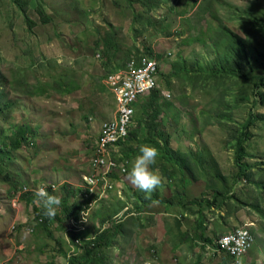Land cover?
I'll return each mask as SVG.
<instances>
[{"label": "rangeland", "instance_id": "rangeland-1", "mask_svg": "<svg viewBox=\"0 0 264 264\" xmlns=\"http://www.w3.org/2000/svg\"><path fill=\"white\" fill-rule=\"evenodd\" d=\"M44 2L52 19L47 24L35 10L39 0H31L27 12L11 0H0V91L4 89L15 103L7 120L0 116V148L12 140L9 136L15 126H29L33 131L17 150L0 149V264H66L67 257L78 253L71 242V235L79 234L75 225L55 220L49 230L38 228L34 204L17 200L18 191L12 186H25L36 193L50 185L58 197L65 183L74 189L83 187V175L92 171L90 159L102 126L114 114V98L105 81L128 61L148 58L142 55L144 46L162 55L158 57V81L164 108L155 126L171 137L166 149L164 141L152 134L162 147L152 167L159 169L163 179L149 194L159 200L175 197L174 204L160 205L157 199L144 209V228L139 227L133 208L143 203L145 192L126 175L124 200L115 195L122 186L118 180L114 190L104 193L106 198L90 211L86 235L102 228L101 210L106 214V209L120 210L126 205L122 212H132L111 246V264H151L152 260L183 264L175 259L186 254L188 264H235L213 245H205L204 239L209 235L215 241L240 227L252 231L257 240L243 256L233 258L239 260L237 264H264V83L257 90L253 80L241 77L246 72L264 75V0H162L150 14V25L143 0ZM27 15L36 24L33 28L26 23ZM222 28L242 37L246 49L230 47L218 30ZM108 33L115 35L109 47L111 56L106 51ZM180 59L192 69H203L210 78L197 74L190 79L181 73L177 77L172 69ZM34 60L38 79H26L52 84L65 76L77 89L61 94L50 86L45 94L27 95L23 86H13L14 72ZM226 70L235 73L226 74ZM141 113L137 107L134 128ZM251 114L261 115L254 136L246 142L244 162L252 172L250 179L238 180L232 135ZM150 134L142 129L137 139ZM152 143L134 142L136 147H156ZM164 153L177 163L166 161ZM137 154L130 159L128 170ZM174 168L176 173L169 178L165 170ZM217 175L220 182L213 183ZM216 190H228L225 195L230 199L225 202L220 196L210 207L206 202L213 201ZM191 200H199L202 206L188 204ZM35 204L42 207L39 198ZM200 216L205 219L206 236L193 229ZM182 233L197 235L196 241L181 242L175 250L173 240L186 239L179 237Z\"/></svg>", "mask_w": 264, "mask_h": 264}, {"label": "trees", "instance_id": "trees-1", "mask_svg": "<svg viewBox=\"0 0 264 264\" xmlns=\"http://www.w3.org/2000/svg\"><path fill=\"white\" fill-rule=\"evenodd\" d=\"M12 3L17 6L19 8V10H21L22 12H27L28 10V6L31 0H11ZM144 4L146 5V13L145 17H148V24H153L152 22V18H150V14L154 9H157L159 6H161L162 4V0H143ZM37 14L39 15L41 21L43 23H49L52 22L51 20V16L47 13V9H46V4L44 2V0H39V3L37 4V7L35 8ZM26 23L29 25V27L33 28L36 24L35 22L30 19V17L27 15L26 17ZM219 32L221 33L222 37L224 39L227 40L228 44L230 47H234L237 46L239 49L241 50H245L246 49V45L244 44V40L242 39V37L237 36L234 32H232V30L228 29V28H222V29H218ZM170 34V33H169ZM112 37H115V35L113 33H108L107 39V55L111 56L110 54V49L109 47L111 46V44L113 43L112 41ZM215 43H217V41H215ZM143 53L142 55H146L149 59H157L158 57H162L161 54H157L155 53L151 48L144 46L143 47ZM116 50V48H114V50L111 53H115L114 51ZM105 51V52H106ZM137 53H140V51H138L137 49ZM139 60V59H138ZM36 60H34L33 62L29 63V65L26 68H22V69H17L18 71H15L12 79L14 80V83L11 82V84L15 87H17V85H21L25 88V92L27 93V95H38V94H45L49 87H53L54 89L58 90L61 94H70L72 93L75 89H77V84H74L72 82H70L67 78H65V76L60 77L59 79H55V81L53 80L52 84H48V83H44L42 81H37L36 83H33L31 80L26 79V77L32 76L35 79H38V70L36 69L35 63ZM131 61H135L138 62L137 60H130L127 62V64L125 66H123L122 68H126V66L128 65V63H130ZM160 66V64H159ZM122 68L118 69V70H122ZM183 71V72H182ZM254 71V70H252ZM172 72H174L176 74L177 77H180V73L181 74H186L187 76H189L190 79H193L194 77H197V74H207L204 73L205 71H203V69L201 68H197V70L192 69L190 67H188L184 61H182L180 59V61H178V64L175 63L172 69ZM219 72V71H218ZM218 72L214 73L217 74ZM115 73V72H113ZM226 74H230V75H234L235 71L233 70H226L225 72ZM112 74V73H111ZM223 74V73H221ZM210 75V74H209ZM209 75H205L206 77L204 78L205 80H208L210 77ZM108 76V75H107ZM194 76V77H193ZM166 77V76H165ZM241 77L244 80H253L254 81V87L259 90L261 88V85L264 83V75L263 76H258L256 75L254 72H246L244 74H241ZM198 79V78H195ZM167 87H170L171 83L169 81L165 82ZM161 89L157 88L155 90H153L151 92L150 95H148L147 101L145 104H140V108L142 109V113L140 114V117L138 118V126L131 129L129 131V135L127 137V139L124 142H119V144H121V152L123 153V155L125 156V158L127 160L130 161V159L138 153L139 151V147H136L134 142H137V140L139 142L144 141V142H149V143H154V145L156 146V148L158 150H161V146L159 144V140L164 141V143L166 144L165 148H168V144H169V140L171 139L170 135L164 131V130H159L158 127L155 126V122L159 119V116L161 114V112L163 111V108L160 100H161ZM14 101L8 99V93L2 89L0 91V116L1 118L5 120H7L6 118L7 113L9 111V109L13 108L14 105ZM6 116V117H5ZM223 116V114H222ZM224 117V116H223ZM225 117H227L225 115ZM261 118L260 114H251L246 121L240 126L239 128V132L234 133L232 135V138L236 139L235 141V160L236 163L238 165V170L236 171L235 174V178L238 180H241L242 178L246 177L247 179H250L251 177V170L249 169L248 165L244 162L245 159V153H246V142L248 140H250L254 134V126L257 122V120H259ZM16 127V131H15V135L12 134L9 136V139H12L10 142L6 143L4 142L1 146L0 149H10V150H17L23 143V141L25 143L28 142L29 138L31 137V135L33 134L32 129H30L29 126L23 127V126H15ZM13 128V127H12ZM142 129H145L148 133H151L150 137H146L141 139H137L141 132ZM238 131V130H237ZM152 134L156 135L159 137L158 142L152 139ZM14 136V137H13ZM152 143V144H153ZM161 147V148H160ZM167 153V152H166ZM165 155V153L163 154V156ZM167 155V154H166ZM166 155L164 156V158L166 159V161H169V163H172V165L175 163H177V161L175 160V162L173 161V157H166ZM175 169V168H174ZM166 175L171 178L173 176V174L176 173V169L173 171H168L167 169L165 170ZM216 182H220V179L218 177V175L216 176V180H213V183ZM13 183V181H12ZM13 190L18 191V193L20 192V197L19 200L22 199L24 201H27V203H33V209H34V213H35V219H36V226L38 225V228H44L46 230H49V226L53 224V221H58L60 224H62L64 221V224L67 221H70L72 219H74L77 223L80 222V213L83 210L84 205H87L92 199H94L95 197L93 195H87V190H82V189H74L73 187H71L68 183H65L64 185H62L60 187V199H61V206L57 211V214L52 217V218H48L46 216L43 215V208L36 205L35 201H36V195H34L33 190H26L24 189L25 186H18L16 184H13ZM45 189L47 190L48 194L50 195H55L56 196V191L54 190V187L52 186H45ZM228 190L224 191V192H220L218 190L215 191L214 194V198L213 201H207L206 204H208L210 207H214L219 201H217L218 197H222V199H224V201L226 202L228 199H230V196L225 195L227 193ZM83 192V194L81 196H79L81 193ZM144 201L142 204L140 203H135L133 210H136L138 213L134 212L135 214L133 215L135 217L136 216V223L139 227H143L144 223L142 220V214L144 213V209L146 207H151L152 204H154L156 202V200L158 199L155 195L153 194H144L143 195ZM119 199V198H118ZM174 200L175 197H172L171 199H158L157 204L160 205H166L169 207L172 206V204H174ZM121 201V199H120ZM191 203H194L198 206H202V203L199 200H191L189 201ZM164 203V204H162ZM126 206V205H125ZM123 206L121 208V210L125 207ZM108 212L106 214L102 213V210L100 211V215H101V220L99 221V224L102 226V228H98V229H94V233L91 236V240L90 241H86L85 238L88 237L86 234H88L86 232L87 229V223H84L86 225V229L82 230L77 237H73L71 235V242L77 246H79L78 244H76V241L78 239H83L84 244L81 245L79 247V251L77 254H73L69 257H67L69 260L66 264H111V258L112 255L110 254V249L111 246L114 244V239L119 237V235L121 233H123V230L125 229V223L124 220L126 218H128V215L131 214V210L130 211H126L127 214H123L121 217L118 218V220L116 221L114 219V216L119 214V212L121 210H118L114 207H111L110 209H106ZM200 211V210H199ZM94 217V215H93ZM169 218H171L170 216H168ZM176 219V222H180L177 218H173ZM107 223H110L109 226L105 227V225ZM144 228V227H143ZM193 229H202L205 231V219L204 216H200L199 221L196 223L195 227ZM35 229H33L34 231ZM203 231V234L206 236L205 232ZM196 234V233H195ZM49 235L51 236V238H54L52 235V232H49ZM184 235V236H183ZM189 236V235H188ZM185 237V233H182V236L179 237H185L186 239H179L176 238L173 240V244H175V249H178L179 247V243L184 242V243H191L193 241V239L196 237L190 236ZM188 237V238H187ZM204 237V236H203ZM211 236H207L205 237V245H213L216 248V251L221 252V253H225L227 254V256L229 257V259L231 260H235L233 257H231V255L229 253H227L228 251L224 250V248L221 246V237H215V241H213V238H209ZM192 240V241H190ZM199 240V239H198ZM56 242V241H55ZM195 242V241H193ZM56 245H58V248H60L61 243L57 242ZM66 252V251H65ZM64 252V253H65ZM210 254V252L208 251V255ZM245 253H243L242 255H244ZM68 256V255H67ZM213 259V258H212ZM236 261V260H235ZM235 263V262H234ZM226 264H228L226 262Z\"/></svg>", "mask_w": 264, "mask_h": 264}, {"label": "built area", "instance_id": "built-area-1", "mask_svg": "<svg viewBox=\"0 0 264 264\" xmlns=\"http://www.w3.org/2000/svg\"><path fill=\"white\" fill-rule=\"evenodd\" d=\"M160 66L157 59L143 58L131 61L125 69L110 74L105 83L115 99L113 117L102 126L90 159L92 171L83 175V188L93 195L94 202L103 200L104 193L115 188V174H123L127 168L118 160L121 144L134 126L135 106L159 87ZM43 188L46 192L45 187ZM40 188V189H41ZM28 190L26 187L24 188ZM39 190V189H38ZM37 190V191H38ZM36 191V192H37ZM123 196L121 189L117 190ZM19 200L20 192L16 193ZM221 246L231 255L241 256L252 245L254 237L248 228H239L221 239Z\"/></svg>", "mask_w": 264, "mask_h": 264}, {"label": "clouds", "instance_id": "clouds-1", "mask_svg": "<svg viewBox=\"0 0 264 264\" xmlns=\"http://www.w3.org/2000/svg\"><path fill=\"white\" fill-rule=\"evenodd\" d=\"M114 103H115V99H114ZM140 103H141V101H139L137 103V105L135 106L134 126H135L137 107H140ZM134 126L131 129H133ZM120 155L121 156H119L118 160L125 164L127 170L123 174H115L114 175L115 182L120 180V182L122 183V186L119 187L118 189H121L123 191V196L119 197L117 194H115L119 199L124 200V196L126 194V183L127 182H126V179L123 178V177H126V175H128L130 182L133 186H135L137 189H139L140 191L145 192V193L152 192L162 183L163 177L160 174L159 169L152 167V165H154L156 163L158 155H159V151L156 147H154L152 145H141L139 147L138 154L135 156L134 160L131 163V167L129 170H128L129 160H127L125 158V156L123 155L122 152L120 153ZM79 189H82L83 191L85 190L83 187L79 188ZM33 192H34V195H36V197L39 198V201H40L42 208H43V215L48 217V218L54 217L57 214V211L61 206V199L58 196L48 194V192H46L43 188L39 189L36 193H35V191H33ZM82 194H83V192L79 196H81ZM97 202H99V201H97ZM97 202H94V199H92L87 205H84L83 210L80 213V222L79 223H77L74 219L67 221V222H70L71 225H75V228L80 233L82 230L86 229V225L84 223H87V224L89 223L90 211L93 209L95 203H97ZM123 210H124V208L119 212L118 216L117 215L114 216V219L118 220L119 217H121L123 214H125V211L122 212ZM109 225H110V223H109ZM240 228H246V227H240ZM237 229H239V228H237ZM250 232L254 237V234L252 233V231H250ZM90 237L91 236L86 237L85 240L90 241L92 239ZM256 240H257V238L254 237V241H253L252 245L254 243L256 244ZM76 244L79 245V246L76 245L79 248L81 245L84 244L83 239H78L76 241ZM175 250H177V249H175ZM152 251L154 253L157 252V248L153 247ZM227 253H229V252H227ZM241 256H243V255H241ZM241 256L231 255V257H234V258H238ZM177 259L178 258H176L175 260L178 261ZM235 260H233V261H235V264H237L239 262V260H237V259H235ZM150 263L155 264L153 260Z\"/></svg>", "mask_w": 264, "mask_h": 264}, {"label": "crops", "instance_id": "crops-1", "mask_svg": "<svg viewBox=\"0 0 264 264\" xmlns=\"http://www.w3.org/2000/svg\"><path fill=\"white\" fill-rule=\"evenodd\" d=\"M200 231H201V232H200ZM203 231H204V230H202V229L200 230V229H199V232H200L201 235H203ZM195 235H196V234H195ZM198 235H199V234H198ZM196 236H197V235H196ZM193 240L196 241V237H195ZM195 244H197V243H195ZM187 258H188V257H187V254H186L185 256H180L177 260L181 261L183 264H188L189 261L187 260ZM232 261H233V260H232ZM227 263H228V262H227ZM228 264H229V263H228Z\"/></svg>", "mask_w": 264, "mask_h": 264}]
</instances>
